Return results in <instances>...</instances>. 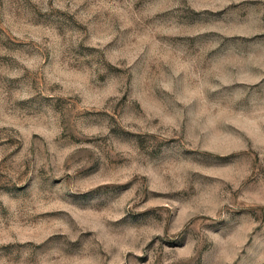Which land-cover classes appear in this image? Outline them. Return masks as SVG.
Segmentation results:
<instances>
[{
  "label": "rangeland",
  "instance_id": "1",
  "mask_svg": "<svg viewBox=\"0 0 264 264\" xmlns=\"http://www.w3.org/2000/svg\"><path fill=\"white\" fill-rule=\"evenodd\" d=\"M0 264H264V0H0Z\"/></svg>",
  "mask_w": 264,
  "mask_h": 264
}]
</instances>
